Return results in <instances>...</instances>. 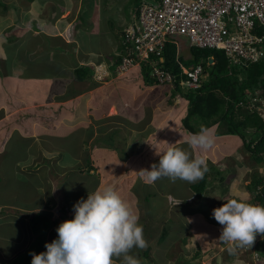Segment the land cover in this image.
<instances>
[{
	"label": "rangeland",
	"instance_id": "rangeland-1",
	"mask_svg": "<svg viewBox=\"0 0 264 264\" xmlns=\"http://www.w3.org/2000/svg\"><path fill=\"white\" fill-rule=\"evenodd\" d=\"M51 1L49 0L45 4L43 3L44 1H39V7L36 3L37 0H33V2L29 0H0V77H3L6 71L11 72L12 67L14 73H17L19 67L16 61L24 65L21 54L27 56L29 50L35 54L38 51L39 37L44 36L46 37L45 39L48 37L44 33L57 34L64 42L67 41L76 46L80 44L83 29L87 28L85 25H89L90 23L87 20L84 22L85 19H89L91 23L94 22V24L102 26L101 23L98 24L97 22V20L101 22L104 16H101V14L112 12L113 14L110 16L116 19H113L114 21L111 19L108 22V26L112 28V26L120 22L117 20L119 18L118 15H127L130 13L129 10L135 5L145 2V0H102L101 3V0H79L78 2L76 0H64V4L66 3V5L61 13L62 18H57L58 20L56 22L53 21L51 25V21L54 20L53 17L57 11L54 8L57 7V4L61 6L63 3L62 0ZM81 1H83L82 4ZM117 8H122L123 10L115 11L114 9ZM101 11L102 13H100ZM82 16H85L84 20L81 18ZM82 20L84 24H82ZM62 22H64L63 25L61 24ZM44 28H48L49 30H44ZM123 29L121 27V30ZM113 31L115 32L116 39L121 37L122 31L116 30L115 26ZM92 33L83 39L84 42H81V48L92 50L95 49L92 47L96 44L101 45L102 37L97 36L94 32ZM183 40L182 38L178 39L179 55L186 61L187 66H194V63L190 60L188 47ZM57 58L58 56H55L54 59L57 60ZM71 60H73L72 57ZM37 63V65L26 67V77L29 74L34 78L36 76L35 73L53 72L54 74L57 67L56 64L45 63V59H43L42 63L40 60H37ZM134 70L131 69L123 76H117L116 74L113 82L108 84L105 96L99 94L95 97V100L99 102L97 103L99 106L90 103V106L95 108L94 111H96L97 107L100 110L102 106L107 107L111 102H116L119 111H110L109 115L113 118L110 121L107 120L105 123H109L111 128L115 125H121L125 126V131L133 129V131L139 133L136 135L132 133L131 135L133 136L131 137L130 135L128 137L127 135L130 133L124 132L128 138L124 143L120 144H122L123 150L127 152V156L122 155V150L119 148L120 152L117 153V159L112 161L118 167H121V162L127 165H123V169H125L128 177L122 178V186L118 187L117 191L138 214L139 223L143 225L144 238L148 244L146 249H133L130 254L137 258L140 264H264V260H260L258 255L254 253L256 251L253 250L255 245L264 243V235H257L252 248L238 249L236 254H230L227 250L228 246L219 241L222 226L212 216L213 209L221 207L229 199L250 202L252 198L251 193L246 190V185L249 183V177H252V174H254L253 168L255 167H252L254 162L249 157V153L244 149L239 137L221 135L220 125L215 124L209 128L215 138L214 147L207 152L190 150L189 146L186 145L190 139V134L186 130H183L182 125L180 126L181 119L186 115L187 111L182 97L179 95L174 98L170 97L171 88L169 86L143 85L138 73L139 69L137 71ZM42 78H34L36 81L35 87L39 86L37 83ZM67 89H72V86ZM68 94L69 91L64 96L68 97ZM103 97L105 98V102L101 103ZM13 107L15 110L14 115L19 113V107L23 109L18 103L14 104ZM53 108V105L50 104L43 110V106L37 105L31 108L30 113L35 110L34 116L49 114ZM94 111L91 110V113ZM23 113L30 115L28 110ZM23 113H21V117ZM9 114H12L11 110H9ZM23 120H21V123ZM83 121L78 122V126L82 124L83 126L85 125L84 127L89 128L85 124L86 122ZM188 122L195 130L202 126H207L204 121H201L196 116L192 117ZM71 124L73 125V123H67V125L61 126L62 129L45 130L43 134H39V136H34L33 138L30 134L28 140L20 139L19 134L15 133L7 146L10 157L4 159L3 155L0 154L1 206L5 208L4 210L10 209L12 206L11 202H8L6 205L5 203L16 200L13 206H23L20 209L25 208V211L33 214L31 221L29 217H22L20 219L18 217H9V215L5 214V217H7L6 226L0 227V246L1 244H5L7 239H9V242L3 246V253L9 255V257L3 258L5 262H2L0 259V264H31L32 256L30 253L36 254V249L34 248L45 247L44 243L40 244L42 243V237L46 235V242L58 239L57 228L55 226L49 227L52 225V222L48 218L47 212L49 207L57 204V199L60 200L61 197L57 195L49 202H46L41 196H34V192L27 188L25 183L26 178H21L22 180L19 182L20 175H15L18 173L16 170L19 171L16 168V164L22 159L25 160L26 156H29L25 152L29 145L32 147L31 150L38 149L43 155L47 154L43 147L48 152V150H52L53 147L57 146L65 149L70 155L74 156L77 154L79 152L77 143L85 129L78 127L71 130L69 128ZM44 126H47V129L55 127L52 120H47ZM167 134H174V137L171 138L174 139L173 143H179L178 145H174V147L190 151L193 157H205L208 172L213 171L216 174V170H218L220 173L215 176H223L226 178V181L223 183L213 182L214 184L207 187L206 194L200 200L195 197L196 194L189 188V186L195 183H188L182 180L172 182L168 178H160L155 182H149L145 176L140 174V171L144 169L151 170L153 164L158 165L159 155L162 153H154L157 149H153L154 151L151 149L152 153L147 145L158 141V138L168 139L169 136ZM185 137V144L181 145L184 141L181 139ZM104 141H106V137ZM158 149L160 150V148ZM104 150L108 149L105 148ZM100 154L101 156L109 157L105 152L96 153V155ZM115 155L112 154L111 156ZM213 161L215 162L214 164H212ZM45 167H47L45 163L39 167L41 168L40 175L46 172ZM256 170L258 174H262L264 167L262 165L257 166ZM102 173L104 175L103 179L108 180L109 172L104 168L102 169ZM66 177L67 179L69 177L68 171ZM70 179V182L76 181L74 177ZM31 181L36 180L31 179ZM223 184L226 190L222 189ZM18 185L22 189L20 193H17ZM65 187V184H58V187L53 189H58L59 192L66 191ZM81 190L82 188H78L76 192L69 190L71 194L67 193L64 195L67 200L63 202L75 199V197L81 198L79 193ZM30 191L32 193L29 195ZM186 195L190 196V204L185 200L187 199ZM70 204L73 203L70 202ZM30 205L32 209L26 208ZM34 207L36 209H33ZM182 209L185 213L180 216L179 214L182 213ZM187 210L189 211V218H187ZM72 213L74 214V212ZM70 217L71 219L74 218L69 214L62 221L71 220ZM17 218L22 221L21 226H19ZM4 219L0 218V225L4 224L2 222ZM48 227L49 230L46 232ZM32 238L33 241L29 244ZM24 246L27 247L24 248ZM258 251L262 257L264 248L261 246L258 248ZM195 254H198V256H195ZM2 255L0 252V257ZM119 261L122 264L121 260Z\"/></svg>",
	"mask_w": 264,
	"mask_h": 264
},
{
	"label": "crops",
	"instance_id": "crops-1",
	"mask_svg": "<svg viewBox=\"0 0 264 264\" xmlns=\"http://www.w3.org/2000/svg\"><path fill=\"white\" fill-rule=\"evenodd\" d=\"M39 1H44L43 3L45 4V2L49 0H37L36 3L40 7ZM76 1L78 2L79 0ZM152 1L153 0H145V2H142V4L151 3ZM30 2H33V0H30ZM62 2L63 3L61 4V6L57 4V7L54 8L57 11L55 16L53 17L54 20L51 21V25L53 21L56 22L59 18H62L61 13L66 5V3L64 4V0H62ZM82 2L83 1H81V4ZM100 2L102 3V0ZM137 7L138 6L135 5L131 10H129L130 13H128L127 15H118L119 18L117 20L120 22L117 25H114L116 30L123 31L127 26L131 25L135 21L137 17L135 15V10ZM121 9L122 8H117L114 10L120 11ZM107 10L114 11L112 9ZM100 13H102V11ZM112 14V12H106L104 14H101V16L104 15L103 18L101 22L99 20H97V22L98 24L101 23L102 26H98L97 24H94V22L91 23V20L89 19L84 20L87 14L85 16H82L81 18L84 20V22H86L87 20L90 23L89 25H85V27L87 28L83 29L80 38L81 41L79 45H76L77 47L70 42H64L57 34L44 33L48 37L47 39H45L46 37L44 36L39 37L41 41L40 39H38V51L34 54L32 51L29 50L27 56L25 54H21V58L24 62V65H21L16 61L17 66L19 67L17 69V73H14L12 67V71L10 70L11 72L6 71L5 74H3V77H0V154L3 155L1 156L4 159L10 157L8 154L10 152L9 150H7V146L11 139L14 137L15 133L19 134L20 139L28 140L30 138L28 137L30 136V134L33 138L34 136H39V134H43L45 130L57 128L62 129L61 126H65L67 125V123H73V125L71 124L69 126L71 130L78 127H80L81 129H85L79 137V140L77 139L79 152L74 156L70 155L69 152L65 151V149H62L58 146L53 147L52 150H48V152L47 149L43 147L44 151L48 154L43 155V153L40 152L38 149H34V151L31 150L32 147L29 145L28 149L25 151L28 153L29 156H26L25 160L22 159L19 163L16 164V168H18L19 171L16 170V172L18 173H16L15 175H20L19 182H21V178H26L25 183L27 185V188L34 192V196H41L46 200V202H49L52 198H55L57 195L61 197L60 200L57 199V204L49 207L47 213L48 218L52 222V225H50L49 227L55 226V228H58V226L60 225V220L61 223L64 222V220L62 221L63 218H61V212H65L67 216H69L70 214L72 217H74L73 213H68L69 211L65 210V205H67L68 202H63L64 200H67L64 195H66L67 193L71 194L69 190L76 191L77 188L83 186L87 187L86 192H88V194L94 193L97 190H102L107 186H112L117 190L118 187L122 186V178L128 177L125 169H123V165L126 166V163L121 162V167H118L117 164L113 163L112 161L117 159V153L120 152L119 148L122 149V144L120 143H124L125 140L132 133H134L135 135L139 133L133 131V129L125 131V126L121 125H115L111 128V125H109V123H105L107 120L110 121V119L113 118L111 115H109L110 111H119L116 102H111L109 105H107V107L102 106V109L100 110H98L99 107H97L96 111H94L95 108L90 106L91 104L99 106V104H97L99 102L98 100H95V97L99 94H101V96H105L108 84H111L113 82L114 77L116 76V67L118 64L116 65L115 63L118 61L120 55H122L123 53L121 37L116 39V36L114 35L115 32L113 31L114 26H112V28L108 26V22L111 19H114V17L110 16ZM83 20L82 24H84ZM61 24L63 25L64 22H62ZM121 27L122 29H124L121 30ZM45 29L47 30L48 28H44V30ZM92 32L96 33L97 36L99 35L102 37L101 45L96 44L94 47H92L95 49L92 50H85L81 48V42H84L83 39H85L88 34H93ZM183 41L188 47L187 41L185 39ZM46 45H48V47H46ZM55 56H58L57 60L54 59ZM71 57L73 58V60H71ZM43 59H45V63L56 64L57 67L55 68L54 74L53 72L40 74L35 73L36 76H34V78L43 77L37 83L39 84V86L35 87V79L32 78L29 74L26 77L25 69L27 66L37 65V60H40L42 63ZM79 68H82L83 72L81 73V78L77 79L75 70ZM138 71L141 77V72L140 70ZM71 86L72 89H67L71 88ZM68 91V97L64 96L65 93H68ZM104 100L105 98L103 97L101 103L105 102ZM17 103L19 104V106H22L23 109H20L19 107V113H16L14 115L15 110L13 109V105ZM50 104H52L54 108L52 111L50 110L49 114H39L37 116H34L35 110L30 113L32 107L39 105L43 106V110H45V107ZM9 110H11V115L9 114ZM27 110L30 115H26V113H23L25 111L27 112ZM91 110L94 112L91 113ZM20 112L23 113L22 117ZM79 113L81 114L79 115ZM21 120H23L22 123ZM47 120H52L55 127L47 129V126H44V123H46ZM83 120L86 122L85 124H87L89 128L84 127L85 125L83 126L82 124L78 126V122H81ZM56 122L59 123L56 124ZM42 123L43 125H41ZM181 125L182 124H180V126ZM124 132L130 133L129 135H127L128 137H126ZM132 136L133 135H131V137ZM167 136H169L168 139L158 138V141L149 143V145H147L148 149L150 151L151 149H157V151L154 153L158 152L163 154V152H166L169 147V144H174V139H171L174 137V134H167ZM105 137L106 141H104ZM185 139L186 137L184 139H181L184 140L181 145L185 144ZM178 144L179 143L177 142L174 145ZM186 144L189 146L188 142ZM105 148H107L108 150H104ZM158 148H160V150ZM190 150L192 149L190 148ZM153 151L151 152L153 153ZM99 152H105L109 157L101 156V154L96 155V153ZM112 154L116 155L111 156ZM204 159L206 158L204 157ZM84 162L89 163L91 165V168H81V165ZM44 163L45 165H47V167H45L46 172L40 175L41 168L39 167L42 166ZM214 163L215 162L213 161L212 164ZM104 168L109 172L108 180L103 179L104 175H102V169ZM82 169L83 171H81ZM67 171L69 172L68 179L66 177ZM86 171H89L90 174H85ZM73 177L76 178V181L73 180L72 182H70V178ZM31 179L36 181H31ZM58 184H65L66 191L59 192L58 189H53L57 188ZM88 187H91L92 190H87ZM32 191H30V193L28 194L30 195ZM20 192H22V189L18 185L17 193ZM189 197V195H186L187 199H185L188 204L191 203V200L189 201ZM71 200H73L74 202L76 201L75 203L78 202V198L76 197L75 199ZM15 201L16 200L7 201L5 205L8 202H11L12 206L10 207V209L6 207V210H4L5 208H3L1 206L2 204L0 203V218H5L4 220H2L4 224L0 225V227L6 226L7 217H5V214L9 215V217H18L20 219H22V217H29L31 221L33 214L25 211V208L20 209L23 206H13L16 203ZM26 208H31V205ZM33 209L36 208L34 207ZM183 213L185 212L182 209V213L179 215L181 216L183 215ZM186 214L187 218H189V211L186 212ZM18 222L19 226H21L22 221L18 219ZM49 227L46 232H48ZM43 240H41L42 243L40 244L51 243L46 242V235L44 236ZM32 241L33 238L29 244H31ZM8 242L9 239H7V242H5V244H7ZM5 244H1L0 246V252L3 254L0 257L2 262H5L4 259L6 257H9V255L3 253V246ZM26 247L27 246H24V248ZM39 249H41L42 252H46L45 247H41ZM195 256H198V254H195ZM117 261V264H120V261Z\"/></svg>",
	"mask_w": 264,
	"mask_h": 264
},
{
	"label": "clouds",
	"instance_id": "clouds-1",
	"mask_svg": "<svg viewBox=\"0 0 264 264\" xmlns=\"http://www.w3.org/2000/svg\"><path fill=\"white\" fill-rule=\"evenodd\" d=\"M188 143L193 150L207 152L214 147L215 138L209 129L201 128L190 134ZM173 145L169 144L166 152L159 155L158 165L153 164L151 170H141L140 174L149 182L168 178L172 182L196 183L203 179L208 172L207 161ZM86 198L73 206L74 218L58 226V239L45 244L46 252L30 253L31 264H117V260L140 264L130 253L133 249H146L148 244L133 207L112 186ZM212 216L222 226L219 241L228 246L230 254L252 248L257 235H264V205L229 199L213 209Z\"/></svg>",
	"mask_w": 264,
	"mask_h": 264
},
{
	"label": "built area",
	"instance_id": "built-area-1",
	"mask_svg": "<svg viewBox=\"0 0 264 264\" xmlns=\"http://www.w3.org/2000/svg\"><path fill=\"white\" fill-rule=\"evenodd\" d=\"M136 16L122 32L117 76L148 67L150 77L160 85L173 89L178 83L182 90L198 89L206 79L200 65L180 64L178 76L164 67L166 43L177 46L179 38L188 46L222 50L236 66L257 63L264 57V35L256 34L258 29L264 30V0H153L142 4ZM249 94L245 107L264 124V96L260 91Z\"/></svg>",
	"mask_w": 264,
	"mask_h": 264
},
{
	"label": "trees",
	"instance_id": "trees-1",
	"mask_svg": "<svg viewBox=\"0 0 264 264\" xmlns=\"http://www.w3.org/2000/svg\"><path fill=\"white\" fill-rule=\"evenodd\" d=\"M137 6L135 15H138V8L141 4ZM258 33L264 35V30L258 29L256 34ZM177 50L179 51L178 45L176 46L174 43L169 42L166 43L163 51L164 67L175 76L180 74V64L187 66L186 61L177 54ZM188 52L194 66L200 65L202 67L206 79L201 82L200 87L196 90H182L178 83H175V87L170 90V97L181 96L187 108L186 115L181 119L182 127L189 134L198 133L203 126L195 130L188 122V120L196 116L207 124L203 128H209L217 124L218 126L220 125L221 135L239 137L244 149L249 153V157L254 162L252 167H255L253 168L254 174H252V177H249V183L246 185V190L251 193L252 197L249 203L264 205V177H262L264 174H258L256 170L257 166L262 165L264 156V127L259 115L256 113L250 114L245 107L250 101L251 96L249 93L257 90L264 96V57L257 63L236 66L229 62L222 50L200 49L194 46H188ZM210 60H212V63H209ZM120 61L121 56L115 64H119ZM82 72V68L75 70L77 79L81 78ZM140 72L144 85H160L150 77L148 67H143ZM121 150L122 155L127 156V152L123 148ZM82 167L83 169H90L91 165L84 162L81 165ZM216 171V174L213 171L207 172L203 179L189 186L196 194L195 197L198 200L206 194L208 186L217 182L223 183L226 181V178L223 176H215L220 173L218 170ZM86 173L90 174L89 171H86ZM225 186L227 187V185ZM79 188H82V190L79 192L81 198H78V201L79 199H85L88 195V192H86L87 187L83 186ZM222 189L226 190L224 184ZM87 190H92V188L88 187ZM69 201L73 204H70ZM69 201L65 205V210L71 212L76 201ZM60 214L61 218L66 217L65 212H61ZM43 239L44 237L41 238V240ZM261 246L264 248V243L255 245L253 250L256 251L254 253L258 255L259 259L263 261L264 254L261 257L258 251V248ZM34 249H36V254L42 252L39 247L38 249Z\"/></svg>",
	"mask_w": 264,
	"mask_h": 264
},
{
	"label": "water",
	"instance_id": "water-1",
	"mask_svg": "<svg viewBox=\"0 0 264 264\" xmlns=\"http://www.w3.org/2000/svg\"><path fill=\"white\" fill-rule=\"evenodd\" d=\"M209 63H212V60H210Z\"/></svg>",
	"mask_w": 264,
	"mask_h": 264
}]
</instances>
